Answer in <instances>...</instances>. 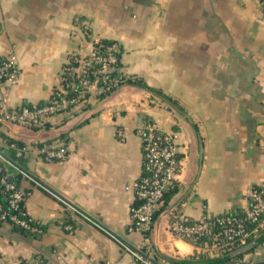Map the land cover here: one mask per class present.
<instances>
[{
  "label": "crops",
  "instance_id": "obj_1",
  "mask_svg": "<svg viewBox=\"0 0 264 264\" xmlns=\"http://www.w3.org/2000/svg\"><path fill=\"white\" fill-rule=\"evenodd\" d=\"M97 40L116 42L120 72L158 92L91 88L62 122L3 127L26 147L32 179L22 175L20 185L42 231L1 222L0 264H138L124 245L146 247L130 211L145 121L175 132L179 146L178 173L149 233L157 264L202 254L170 232L172 213L197 220L245 210L264 184L261 0H0V56L14 53L20 70L5 85L8 103L47 101L69 56ZM43 142L64 145L67 157L45 161ZM244 255L264 264V243Z\"/></svg>",
  "mask_w": 264,
  "mask_h": 264
},
{
  "label": "built area",
  "instance_id": "obj_2",
  "mask_svg": "<svg viewBox=\"0 0 264 264\" xmlns=\"http://www.w3.org/2000/svg\"><path fill=\"white\" fill-rule=\"evenodd\" d=\"M264 9V0H262ZM119 46L116 42L97 40L91 50L71 54L62 67L59 80L50 98L44 103H8L5 85L18 81L19 66L16 55L10 52L0 56V132L4 126L46 127L53 122H62L72 116L74 109L87 100L89 90L95 88L98 94H108L125 80L120 72ZM114 71L121 74L115 75ZM142 139V174L133 183L136 203L131 207L133 227L142 232L146 247L131 248L138 264H156L151 256L149 233L152 230L156 211L164 203L178 173L179 146L177 134L164 131L156 122L145 121L138 129ZM119 133H121L119 131ZM3 146L14 148L18 156H23L26 147L8 144L0 134V222H9L19 227L40 233L39 222L35 221L25 208L27 193L11 181L10 169L23 176H32L5 156ZM37 151L45 161L64 160L68 151L62 144L43 142ZM5 198L9 209L1 200ZM77 210L71 204H67ZM264 227V184L255 186L249 194V206L242 214H206L200 219L191 220L180 213H172L168 228L170 232L194 244L196 248L219 255L244 245L248 239ZM253 260L242 255L234 264H252ZM31 264H38L34 262Z\"/></svg>",
  "mask_w": 264,
  "mask_h": 264
},
{
  "label": "trees",
  "instance_id": "obj_3",
  "mask_svg": "<svg viewBox=\"0 0 264 264\" xmlns=\"http://www.w3.org/2000/svg\"><path fill=\"white\" fill-rule=\"evenodd\" d=\"M103 41L104 42H110V40H103ZM116 54L119 57L121 52L118 51ZM114 74L115 75H119L121 73L119 71H114ZM124 77H125V80L122 83H131V84L138 85L140 87L146 88V89H148V90H150V91H152L154 93L158 92L156 89H154L152 87H149L146 84H144V83H142V82H140L138 80H135V79L132 80L131 78H126L125 75H124ZM44 102H46V101H44ZM44 102H40V103H44ZM0 134L5 139L6 143L10 144V143L14 142L17 145H21V143L17 139L9 136L5 132H3V130L0 132ZM2 151H3V153L5 154V156L7 158H9L11 161H13L22 170L27 172V170L24 167L25 158L23 156H18L16 154V151H15L14 148H11L9 146H4V147H2ZM10 172H11V181H15L17 183V185L21 187L20 178L22 177V174L20 172L16 171V170H10ZM24 192H26V190H24ZM1 200H2V202L4 204V206L9 209V205L7 204L6 199L5 198H1ZM157 212L158 211H156V214H157ZM243 212H244V210H241V211L240 210H236V211H230V212H225V213L242 214ZM12 225L15 228V230L20 231L22 233H37V232H32L29 229H25V228L19 227V226L15 225V224H12ZM38 227L41 228L40 225H38ZM262 243H264V228L258 229L257 234L255 236H253L250 239H248V241L244 245H242V246H240L238 248H233L232 250H228V251H226V252H224L222 254H219V255H216V256H213V257H210V256L205 255V254H201L197 259H195L193 257V258L188 259V260L174 261V262L176 264H179V263H186V264H234L235 261L238 260L243 255V253H237V251L239 249L245 248L249 244H252V246L248 247L247 250H246V252H250L255 247H257L258 245H260ZM21 264H31V263H29L27 261H22Z\"/></svg>",
  "mask_w": 264,
  "mask_h": 264
},
{
  "label": "rangeland",
  "instance_id": "obj_4",
  "mask_svg": "<svg viewBox=\"0 0 264 264\" xmlns=\"http://www.w3.org/2000/svg\"><path fill=\"white\" fill-rule=\"evenodd\" d=\"M261 3H262V0H261ZM262 7H263V5H262ZM263 11H264V9H263ZM17 145V144H16ZM20 146V145H19ZM194 245V244H193ZM198 249V252L199 253H202V254H205V255H210L211 253H210V251H204V250H202V249H200V248H197Z\"/></svg>",
  "mask_w": 264,
  "mask_h": 264
},
{
  "label": "water",
  "instance_id": "obj_5",
  "mask_svg": "<svg viewBox=\"0 0 264 264\" xmlns=\"http://www.w3.org/2000/svg\"><path fill=\"white\" fill-rule=\"evenodd\" d=\"M250 246H252V244H249V245H248L247 247H245V248L239 249V250L237 251V253H243V254L247 253L246 250H247V248L250 247Z\"/></svg>",
  "mask_w": 264,
  "mask_h": 264
}]
</instances>
